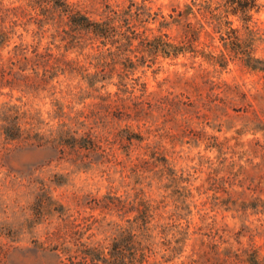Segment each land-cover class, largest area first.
<instances>
[{"label": "rangeland", "instance_id": "rangeland-1", "mask_svg": "<svg viewBox=\"0 0 264 264\" xmlns=\"http://www.w3.org/2000/svg\"><path fill=\"white\" fill-rule=\"evenodd\" d=\"M192 1L0 0V264L81 260L73 233L86 245L111 225L117 235L136 211L104 198L140 192L159 202L153 223L187 233L168 244L155 231L151 261L264 264V71L154 49L155 38L186 45L189 23L196 50L222 49L203 13L178 15ZM81 17L115 31L96 35ZM169 246L180 251L164 260Z\"/></svg>", "mask_w": 264, "mask_h": 264}, {"label": "trees", "instance_id": "trees-1", "mask_svg": "<svg viewBox=\"0 0 264 264\" xmlns=\"http://www.w3.org/2000/svg\"><path fill=\"white\" fill-rule=\"evenodd\" d=\"M260 6L258 0H202V2H194L193 0L191 4L185 5L184 10L179 12L178 15L182 18L186 15L197 16V14L203 13L207 24L212 27V32L219 34L222 49L214 52L210 49L211 44L208 42L204 43L200 50H196L193 43L197 39L199 30L192 23H189L186 29V45H173L160 38H155L152 40L153 48L161 49L164 54H172L174 56L187 49V51H192L194 54L199 53L209 64L219 65L221 67H225L230 60L238 59L252 71H264V58L254 55V45L260 37L257 30L250 26L253 14L259 11ZM230 16H236L241 21L242 27H233ZM73 22L76 26L89 29L101 37H108L111 32L115 31L111 25L113 22L112 19H107L101 23H88L86 17H81L75 19ZM200 27L202 28L203 24ZM212 32H206L210 40L214 39L211 35ZM6 133L11 138L14 136L8 133V129H6ZM136 136L131 133L128 134V142L137 139ZM164 167L165 170H161L160 172L161 178H163V175L168 170L166 166ZM169 176L171 182L176 183L178 181L176 173L171 169ZM132 197L126 196V198L120 199L119 197L106 196L104 198V202H102L104 206L110 207L111 204L116 206L120 205L126 212L135 210L136 214L132 219H128L125 227L117 235H115V226L111 225L114 229L112 227L109 229L113 233L102 241H93L86 245L84 242L81 243L83 233L81 231L74 232L73 235L76 236L75 242L77 248L82 246L80 252L83 254V257L81 260L75 263L73 262L72 264H161L159 261H151L150 259L156 254V250L154 249L155 234L153 235V233L158 230V234H161L164 241H166L165 243L168 244L172 243L171 239L174 236H177L174 237L176 244H181L185 240L187 233L178 227V225L170 224L169 222L153 223L156 218L155 214L157 209L160 206L159 202L154 204V201L152 202L146 198L142 192L135 193L134 197ZM180 208L179 205H176V209ZM174 214L178 216L176 212ZM158 217L159 219L162 218L161 215ZM167 218L172 219L173 214ZM91 226V224L87 225L86 229H90ZM100 227L101 225L97 229ZM171 230H174L172 232L173 235L171 238H168L167 235ZM106 240L109 242L105 244ZM165 250L172 255L170 257L169 255L167 257L162 255V257L164 260H171L175 254L179 253L180 248L169 246Z\"/></svg>", "mask_w": 264, "mask_h": 264}]
</instances>
